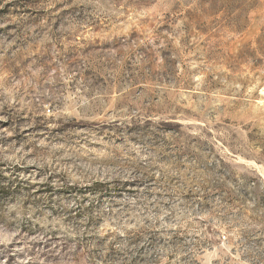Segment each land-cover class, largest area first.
Wrapping results in <instances>:
<instances>
[{
    "label": "rangeland",
    "instance_id": "obj_1",
    "mask_svg": "<svg viewBox=\"0 0 264 264\" xmlns=\"http://www.w3.org/2000/svg\"><path fill=\"white\" fill-rule=\"evenodd\" d=\"M0 264H264V0H0Z\"/></svg>",
    "mask_w": 264,
    "mask_h": 264
}]
</instances>
